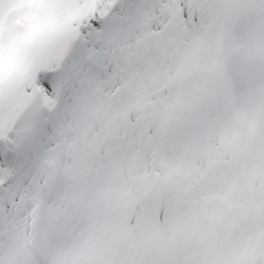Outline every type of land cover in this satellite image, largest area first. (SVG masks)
<instances>
[{"label": "snow or ice", "instance_id": "6c2138e0", "mask_svg": "<svg viewBox=\"0 0 264 264\" xmlns=\"http://www.w3.org/2000/svg\"><path fill=\"white\" fill-rule=\"evenodd\" d=\"M0 264H264V0H0Z\"/></svg>", "mask_w": 264, "mask_h": 264}]
</instances>
